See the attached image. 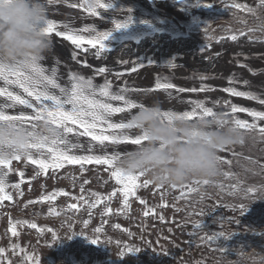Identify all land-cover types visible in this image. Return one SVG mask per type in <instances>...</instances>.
I'll return each instance as SVG.
<instances>
[{
    "label": "rangeland",
    "instance_id": "obj_1",
    "mask_svg": "<svg viewBox=\"0 0 264 264\" xmlns=\"http://www.w3.org/2000/svg\"><path fill=\"white\" fill-rule=\"evenodd\" d=\"M148 1L149 2H145L143 0H100L101 3H107V5H115L117 7H124L128 5L131 7L140 6L145 11L155 14L157 20L171 21L172 23L175 21L180 25H184V22L193 23L195 21H200L203 17L210 16V14H212L211 18L216 19L219 18V15L220 17L222 16L220 12L217 14L214 12L209 14V10L219 7L218 5H215L211 8L208 7L207 9L203 8V3L211 2V0ZM75 2L79 3V0H76ZM150 4L153 6L152 8H149ZM222 6L223 4L220 3V8ZM47 8L48 19H52L55 22V29L53 31L54 34L57 31H63L67 35L79 34L84 35L85 37H90L100 32H110L111 35L109 39L104 43L106 48L111 45H115V51H117L116 54L118 55H143L145 52L158 51L169 53L171 51L174 52L175 49H178V51H181L183 54L190 56H183L181 58L183 60L186 59V63L188 62L187 60L190 61V63H187L189 65L188 67L174 66L170 68H167L168 65H160L156 64V62L149 63L144 58L132 59L128 63L129 69L135 68L136 71H127L125 74L119 76L114 75L111 72L100 73L98 70L96 71L91 67L80 65L77 62L73 63L75 67L73 70L66 63L56 61L53 66L57 68L60 78L65 82V85H60V87L63 88H71L73 81L70 77V73H76L79 76H83L85 79H91L97 90L105 83V81L110 82L111 88L109 90L114 94L120 93L121 89H125L122 94L137 104L156 102L162 106L163 111H185L190 110L184 107H186L185 102H188L191 99L204 100L205 102L213 100V102H217V98L220 101L222 100L221 98L225 99V97H227V100H230L229 96L231 94L223 91V89L231 87L235 88L237 91H243V83L247 82L249 77L246 68L240 67L238 65H236L238 69L233 67V64L230 63L231 55H237L243 60H251L254 65L264 64V48L262 51H256L255 49L264 45H261L260 43L250 39H245L241 34L236 36L237 39L235 41L230 40L227 37H219L217 40L214 39L213 41L200 42V40H197L194 37L186 38L183 35L176 34L172 37L173 40L177 41L167 40L168 38L162 37L153 44H147L146 42L133 43L130 41L117 43L119 41L118 39L120 38L119 30L109 21L99 19V17L89 16L93 14L87 12L84 9H81L83 12L81 13L77 9H72L63 5H49L48 3ZM49 13H52L53 17H50ZM148 15L150 16V14ZM65 25H67V27H65ZM85 29H95V31L89 32L85 31ZM153 37H160V33H155ZM80 48L84 50H102L100 49L99 45L93 49L86 41L81 44ZM197 52L201 53L203 57L192 58V56ZM46 56H56L58 58L64 57L69 59L67 55L58 52L56 48H52L51 53L47 54ZM169 61L174 62L175 60L171 59ZM234 71H237V75L233 74ZM202 75H205L209 78L206 80H201L200 77ZM258 76L260 78H264L262 74ZM229 78L232 80L231 83L229 82ZM158 80L161 83L170 82L177 88H195L197 91H189L190 95H188L185 93H178L175 89H170L168 91L156 89L155 84ZM238 81H241V83L239 84ZM202 84L205 85L209 90L199 91ZM225 85L228 86L223 87ZM26 97L28 103L32 104L34 108L40 106L35 97ZM233 97L237 99L244 98L238 96ZM96 98L101 99L104 102L111 103L114 107H124L123 102L112 101L108 98L100 97L98 93ZM229 102L230 107L226 108L225 110H229L228 112L231 111L232 105V102ZM173 104H177V106H173ZM0 105H10L4 109L8 115H35L33 108H28L25 105H20L18 103H10L1 96ZM181 105H183L182 108H180ZM206 105L209 106L207 103ZM134 110L135 109L128 111L131 114ZM242 113V117L235 113L232 115V117L234 116L250 120L253 119V117L249 116L247 112ZM130 114L128 115L127 119L124 120H122L124 113H113L107 119L112 123H127L130 118ZM260 121L262 120H257V122ZM73 127L83 131V128H80L78 125H73ZM101 132H103L104 135L118 134V130L108 129L106 124H100L96 129V134H101ZM79 133L81 132L74 131L73 133L68 134L66 137L69 143L68 151L70 154L104 155L106 152L111 153L113 151H119L121 154H123L131 146L126 145L124 147H120L119 145H116L104 150L100 148L98 142L91 141V138H88L87 136H81ZM105 144H109V142L106 141ZM71 145H78V147L72 148ZM90 147L92 148L91 152L88 151ZM235 150L237 152L239 151L238 148ZM226 151L227 148L221 153ZM37 155L38 153L33 150V156L35 157ZM106 169L108 173H111L112 169L110 167H106ZM0 171L8 170L0 169ZM13 173L19 174V172H16L15 170ZM13 173H11V171L8 172V175L5 178V187L11 181L15 180ZM39 176H35L34 179ZM100 179L101 181H96L95 184H97L99 187L103 185L107 186L106 182L108 181V175ZM138 182L142 184L143 178L141 177ZM42 183L43 181L39 179L36 182V186H40ZM122 187V185L117 184L116 181H114L113 186L107 189L112 190L109 194H106V197H110V199L104 200L102 209L98 203H96L102 217L106 221L117 218L119 213L124 216L130 211L129 207L127 209L124 208L123 196L120 191ZM143 189L144 187H141L136 191L139 192ZM5 193L10 194L8 188L5 189ZM100 194L104 196V192H101ZM138 194L139 193H136V196ZM0 195H3V193H0ZM81 196H83L88 201V203L94 202L97 199V197H93L88 194H82ZM41 198L42 195H37L33 196L32 199L26 198L25 201L21 202L19 197L12 196V200H8L6 204L3 203V200H0V248L4 249L3 253H0V264H26L18 257V255L14 256V254H11L12 248L10 247V244L4 240L10 237L8 227L14 230L19 235V237L23 238V247L24 249H27L24 253L25 257L35 254L40 256L41 251L47 250L49 251V254L46 256L47 262L45 264H83L82 261L79 262V259L76 257L81 253V248L85 247L79 245L81 240L80 235H82V233L79 232L78 223L77 221L68 218L66 214L61 213L62 210H60L65 197L62 198V196L59 195L55 200V206L48 204ZM108 209H111V211H108ZM9 214H14L15 223L16 221H27L28 216L30 217L32 215L33 217L30 218L34 219L35 221L32 220L29 225L20 223L18 226H16L14 222L6 221V217H8ZM108 224L111 225L109 222ZM68 236L71 237L68 238ZM54 237L58 239L54 240ZM90 240H93V238ZM50 244L51 246H48ZM40 258L41 260L35 261V263H43L45 257L40 256Z\"/></svg>",
    "mask_w": 264,
    "mask_h": 264
},
{
    "label": "trees",
    "instance_id": "obj_2",
    "mask_svg": "<svg viewBox=\"0 0 264 264\" xmlns=\"http://www.w3.org/2000/svg\"><path fill=\"white\" fill-rule=\"evenodd\" d=\"M227 5V4H226ZM260 5V0L256 8ZM208 8V7H207ZM234 10L232 3L228 4L223 10ZM224 12L222 18H211L210 16L203 17L200 21H195L189 25H197L200 32V26L204 25H246L254 23L255 25L264 24V19L260 20V24L256 21H248L245 23L244 11ZM218 13V12H214ZM235 14V15H234ZM239 17L240 19H237ZM244 17V23L241 22ZM253 20H259L254 17ZM228 27H221L220 32ZM264 128V124H257L258 129ZM240 148L237 152L235 149ZM231 151L220 155L225 160L232 159L234 153H242V158L238 162H234L231 166L232 172H239L241 167L246 164L247 158L258 160L261 165H264V140L257 139L253 145L251 137H248L245 145L233 146ZM67 168L76 170L73 177L68 183H65L62 177L61 183L52 186L54 189L49 196L68 194L72 198L66 200V213L69 218L77 221L91 220L90 223L94 226H105L108 222L111 227L116 229L117 235L113 241L118 238L120 243L116 247L110 244L102 245L94 251H85L82 248L81 253L76 257L83 264H264V193L253 191L249 193L252 199H248L243 193L239 197L231 195L227 188L233 182L224 176V173L229 171V166L221 164L219 175L215 177L210 185H196V180L186 183L184 188L164 186L163 191L157 189V185L151 183L137 196H130L129 213L122 215L119 213L117 218L106 221L95 204L94 207H89L90 203H85L84 200L78 199L81 194H89L92 191L100 195V188L95 182L101 181L104 177L102 174V166L96 163H86L81 165H68L61 170L64 172ZM70 174L69 172L67 173ZM147 179V178H146ZM87 181V183H86ZM115 179L108 178L107 186H105L104 196L112 190H107L113 186ZM264 175L250 176L245 182L249 187L259 189L264 187ZM76 183L78 189L73 192L67 190L68 184ZM225 185V189L221 194L220 185ZM59 185V186H58ZM83 186V192L81 190ZM200 187L208 193L207 198L200 202V206L208 213L203 217L191 216L187 221L185 217L191 211L189 204L190 198H181L182 192H186L187 187ZM234 191H239L234 188ZM195 199L200 200L199 196ZM77 200V202H71ZM143 200L144 203L140 201ZM244 203L248 206L247 211L240 215L239 210H233L231 205ZM92 203V202H91ZM104 200H101L98 205L102 209ZM75 205V207H73ZM147 212V215H145ZM163 217V219H161ZM238 219V223L235 220ZM32 219H29L26 225H29ZM203 222L206 226L204 231L197 229V236L189 235L194 231V223ZM208 233L224 232L226 235L235 233L233 237L225 242L223 239L209 244L207 241L201 240L200 237ZM19 235H15L7 243L13 248L12 253L18 255L26 264H37L35 261H40L41 257H45L43 263L47 262L49 251H41L39 255L25 257L24 253L27 249L22 246ZM192 241L189 245L186 241ZM112 241V242H113ZM15 245V247H13ZM222 246H228L230 251L224 253L219 251ZM139 248V249H138ZM216 249V250H213ZM139 250V251H137ZM166 253V254H165Z\"/></svg>",
    "mask_w": 264,
    "mask_h": 264
},
{
    "label": "snow or ice",
    "instance_id": "obj_3",
    "mask_svg": "<svg viewBox=\"0 0 264 264\" xmlns=\"http://www.w3.org/2000/svg\"><path fill=\"white\" fill-rule=\"evenodd\" d=\"M51 3V0H48ZM260 5L264 6V0H260ZM83 6V5H81ZM204 7H213L215 6L212 2H204ZM108 7L107 3H101L100 0H94V3H89L88 8L92 11L93 15H98L95 11V8L106 9ZM232 7L235 9H239L241 11H245L249 14L257 16L259 19L258 13L256 9L248 7L246 5L236 3L233 0ZM221 11V10H220ZM235 15V14H234ZM237 19H240L237 17ZM244 23L243 20H241ZM206 21L203 23V25ZM67 27V25H65ZM117 29L121 27H126V25H121L117 23L115 25ZM55 29V22L51 19H48L45 22L44 32L47 35H51ZM201 31L205 29L203 27L200 28ZM260 31H264V24H261ZM85 31L94 32L95 29H85ZM248 31H255V29H248ZM243 34V30H241V35ZM56 36H63L66 40H70L72 45L76 46V48H80L83 42H87L93 49L99 45L100 49H106L105 41L109 39L111 33L110 32H100L94 36L85 37L84 35H67L63 31H57L55 33ZM232 40H236L237 37L233 35L231 37ZM203 50V49H201ZM97 56H99V52H97ZM73 58H76V53H73ZM151 63V61H149ZM105 68H100L99 72H105ZM132 71H136L135 68ZM45 69L42 68L38 62H25L22 67L18 68H6L4 66H0V80H2L5 84L8 85H16L19 88L23 89L25 93L29 96H34L36 101L39 102V107H33L32 104L28 103L27 100L22 99L19 95H15L12 92H6L5 88H0V96H7L9 101L17 102L20 105H25L28 108H33L35 115H8L4 111L6 107L10 105H0V121H14L19 122L20 125L25 129H34L35 122L38 119L43 117H47L48 120L59 130L58 135L56 138L47 141L46 138L40 139L35 143H29L27 145L29 151L23 155H14L10 159L0 158V169H8V171H0V200H12V196L10 194L5 193V178L8 175V172L12 171L10 165L13 160L19 161L22 158L29 161L31 164H35L39 167L41 171H44L48 168L58 169L63 167L65 163L67 164H80L81 167L85 163H96V164H104L108 165L112 171L110 173L111 177L115 178L117 184L122 185V189H120L121 194L123 196V204L124 208L127 209L129 207L128 198L130 196L136 195V190L144 187L146 188L152 182L148 179H144L143 183H139L141 177H144L143 173H139L136 175H127L122 173V171L115 167V161L122 155L119 151H113L111 153H107L104 155H76L70 154L68 151L69 143L66 139L67 135L73 133L75 129L72 127L73 125H78L80 128H83V132L79 133L81 136H90L91 141L98 142V145L101 149H108L112 146L119 145L120 147H124L126 145H134L138 144L142 141V138L139 136H132V135H123L122 133L128 128V122H119V123H112L107 118L111 116L113 113H124L122 120L127 119L130 112L128 110H133L138 107H142V104H137L132 100L126 98L124 94H122L125 89H121L120 93H112L109 89L111 88V84L108 81H105L103 85L99 87L97 90L95 85H93L91 79H85L83 76H79L76 73H70V77L72 79L71 88H63L60 87L54 77L56 76L57 69H52V76H47L44 74ZM120 74H117L119 76ZM209 77L202 75L200 77L201 80H206ZM229 82L231 83L232 80L229 78ZM247 83V82H245ZM42 85L44 90L38 91V86ZM49 86L51 88L56 89L59 88V91L62 95L58 96L50 91H48ZM156 89H163L164 91H168L170 89H175L178 93H184L185 91H192L195 92L197 89H185V88H177L174 84L170 82L161 83L159 80L155 84ZM209 90L205 85H201L199 91H207ZM223 91L228 92L231 95L238 96V97H246L249 99H258L250 92L245 91H237L235 88H226ZM97 93L100 97L108 98L112 101H121L123 102L124 107H114L111 103L104 102L101 99H97ZM50 102V103H49ZM192 105L191 110L185 111H163L161 115L164 118L170 119L173 116H185L189 119L196 117L197 115H211L215 110L216 104L219 102H214L213 106H207L204 100H192L189 101ZM229 102H225L227 105ZM259 103L264 104V99L259 100ZM67 106V107H66ZM237 111L247 112L254 120H264V111H256L247 108H242L237 105H231V113H236ZM225 115L229 116L228 112H224ZM231 122L242 129L245 133V137L241 142V145H245L248 137H251L253 145L256 143L257 139L264 140V128L258 129L257 133V124L256 123H248L244 120L237 119L234 116L231 119ZM100 124H106L108 129L118 130V134H109L104 135L103 132L101 134H96V129L99 127ZM108 141L109 144H105ZM72 148L78 147V145H71ZM33 150L38 153L37 156H33ZM89 152L92 151L90 147L88 149ZM45 157V158H41ZM242 158V153H234L232 159L225 160L222 157H219V163L228 165L229 171L224 173V176L230 179L233 184L227 188V191L236 197L240 196V193H243L244 196L248 199H252L249 196L250 192L259 191L260 193H264V187L259 188L258 190L255 187H249L245 183L247 179L252 176L253 174L256 176L264 175V165H261L258 160H253L251 158H247L246 164L241 167L239 172H232L231 166L234 162H238ZM23 176V173H20ZM87 183V181H86ZM196 185H210L208 181H195ZM212 183V182H211ZM264 183V182H262ZM14 187L16 189L20 188L19 184H15ZM157 187H161L157 185ZM186 186H181L184 188ZM175 188V186H173ZM234 188H238L239 191H234ZM221 194L225 189V185H220ZM83 192V186L81 188ZM22 194V193H21ZM114 194V193H113ZM90 196L97 197V199L89 204V207H94L96 203H99L101 200L110 199V197H101L98 193L91 192ZM208 193L202 190L200 187H191L188 186L186 192L181 193V198H190L191 203L189 207L191 211L185 217V221H187L191 216H205L208 213L204 210L202 206H200V202L207 198ZM196 196L200 197L198 201L195 199ZM80 199L84 200L85 203L88 201L81 196ZM144 203L143 200L140 201ZM31 203V202H30ZM75 207V205H73ZM233 210H239L240 215H242L245 211H247L248 206L244 203H239L231 205ZM111 211V209H108ZM147 215V212H145ZM163 219V217H161ZM17 224L20 223H27V221H16ZM235 223H238V219L235 220ZM34 227V225H33ZM194 231L190 233L191 236H197L199 233L196 231L199 229L200 231L205 230V225L203 222L194 223ZM95 231L99 232L100 229L97 228ZM235 233H230L226 235L224 232H217V233H208L205 232L204 236H201L200 239L207 241L209 244H213L216 241L223 239L225 242L230 240ZM12 235L15 236L17 233L15 231L12 232ZM71 236H68L70 238ZM58 238L54 237V240ZM91 243L96 244L98 243L97 239L90 240ZM189 245L192 244V241H186ZM48 246H51L48 245ZM15 247V245L13 246ZM216 250V249H213ZM4 249L0 248V253H3ZM139 251V250H137ZM219 251L228 253L230 251L228 246H222L219 248ZM166 254V253H165Z\"/></svg>",
    "mask_w": 264,
    "mask_h": 264
},
{
    "label": "clouds",
    "instance_id": "obj_4",
    "mask_svg": "<svg viewBox=\"0 0 264 264\" xmlns=\"http://www.w3.org/2000/svg\"><path fill=\"white\" fill-rule=\"evenodd\" d=\"M47 20V0H0V66L18 68L50 54L53 41L43 30ZM141 104L130 114L122 134L139 136L142 141L131 145L115 167L127 175L143 173L161 187H181L193 180L211 184L219 175L221 152L241 145L245 137L221 111L167 119L159 103ZM58 133L47 117L38 119L29 130L19 122L0 121V158L23 156L30 142L50 141Z\"/></svg>",
    "mask_w": 264,
    "mask_h": 264
},
{
    "label": "water",
    "instance_id": "obj_5",
    "mask_svg": "<svg viewBox=\"0 0 264 264\" xmlns=\"http://www.w3.org/2000/svg\"><path fill=\"white\" fill-rule=\"evenodd\" d=\"M93 11L98 13V15L110 19L116 24L119 23L121 25H126V27H121V30L123 34H126L125 36H130L135 39H137L140 35L139 32H141L143 23L141 21H130L129 16L127 15L126 11L123 10H117L114 8H106V9H101V8H95ZM148 25H153V24H148ZM91 61H94L96 63L104 61L102 58H96V57H91L89 58ZM107 64L106 65H101L102 67L107 66L108 64L110 65V60L106 59ZM97 65V64H96ZM98 66V65H97Z\"/></svg>",
    "mask_w": 264,
    "mask_h": 264
},
{
    "label": "bare ground",
    "instance_id": "obj_6",
    "mask_svg": "<svg viewBox=\"0 0 264 264\" xmlns=\"http://www.w3.org/2000/svg\"><path fill=\"white\" fill-rule=\"evenodd\" d=\"M169 25H170V23H169ZM161 55H163V54H160V56ZM183 56H186V54H180V58L183 57ZM44 59H46V58L44 57ZM54 62H55V60L53 59V63ZM45 64H46L45 66H48V65L51 66V64L48 63V59L45 62ZM257 79H259V78H257ZM260 79H262V78H260ZM252 82L255 83V84H261V85H257L256 86L255 84H252V83H245L243 85V87H242V90L245 91V92L252 93L258 99H250L249 100V99L245 98V100L244 99H242V100L238 99L236 102L238 104H242L245 101V105L247 104L248 108L258 111L259 110L258 108H263L264 109V104L259 103V100H262V98L264 97V84H262V83H264V81H262V83H261V82H259V80H253L252 79ZM226 86H228V85H225L223 87H226ZM48 91H50L51 93L57 95L56 94L57 93L56 89L50 88V89H48ZM217 108H219V107H217Z\"/></svg>",
    "mask_w": 264,
    "mask_h": 264
}]
</instances>
